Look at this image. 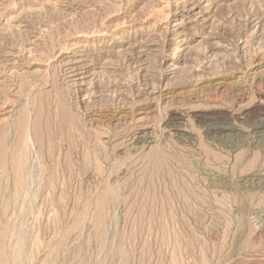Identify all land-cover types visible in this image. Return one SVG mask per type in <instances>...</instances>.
<instances>
[{
	"label": "rangeland",
	"instance_id": "obj_1",
	"mask_svg": "<svg viewBox=\"0 0 264 264\" xmlns=\"http://www.w3.org/2000/svg\"><path fill=\"white\" fill-rule=\"evenodd\" d=\"M262 119L264 0H0V264H264Z\"/></svg>",
	"mask_w": 264,
	"mask_h": 264
},
{
	"label": "bare ground",
	"instance_id": "obj_2",
	"mask_svg": "<svg viewBox=\"0 0 264 264\" xmlns=\"http://www.w3.org/2000/svg\"><path fill=\"white\" fill-rule=\"evenodd\" d=\"M248 111H249V110H248ZM247 113H248V112H247ZM64 117H65V116H64ZM260 117H261V116H260ZM260 117H258V118H260ZM172 118H173V117H172ZM240 118H241V117H240ZM262 118H263V117H262ZM173 119H174V118H173ZM245 119H246V118H245ZM262 120H263V119H262ZM170 121H171V120H170ZM259 121H260V120H259ZM259 121H258V122H259ZM263 121H264V120H263ZM177 122H178V121H177ZM260 122H261V121H260ZM71 123H72V122H71ZM171 123H172V122H171ZM263 123H264V122H263ZM179 124H180V123H179ZM258 124H259V123H258ZM176 125H177V124H176ZM227 125H229V124H227ZM262 125H263V124H262ZM171 126H172V125H171ZM231 126H232V125H231ZM256 126H257V125H256ZM172 127L174 128V126H172ZM172 127H171V128H172ZM177 127H179V125H178ZM180 127H181V126H180ZM218 127H219V126H218ZM221 127H222V125H221ZM249 127H250V126H249ZM249 127H248V128H249ZM230 128H232V127H230ZM175 129H176V128H175ZM234 129H235V128H234ZM258 129H259V128H258ZM179 130H180V129H179ZM227 130H228V129H227ZM212 131H213V130H212ZM261 131H262V130H261ZM213 132H214V131H213ZM223 132H224V131H223ZM223 132H222V133H223ZM211 133H212V132H211ZM222 133H221V134H222ZM231 133H232V132H231ZM231 133H230V134H231ZM256 133H258V132H256ZM259 133H260V132H259ZM120 134H121V133H120ZM176 134H177V133H176ZM213 134H214V133H213ZM219 134H220V133H219ZM252 134H254V130H253V133H252ZM177 135H178V134H177ZM226 135H228V134H226ZM231 135H232V134H231ZM234 135H235V134H234ZM259 135H260V134H259ZM123 136H124V135H123ZM215 136H216V133H215ZM219 136H220V135H219ZM228 136H229V135H228ZM238 136H240V135H238ZM216 137H217V136H216ZM220 137H221V138H224L223 136H220ZM232 137H233V136H232ZM262 137H264V135H262ZM218 138H219V137H218ZM228 138H229V137H228ZM235 138H236V137H235ZM239 138H240V137H239ZM115 139H116V138H115ZM219 139H220V138H219ZM225 139H226V138H225ZM225 139H224V140H225ZM236 139H237V138H236ZM262 139H263V138H262ZM227 140H229V139H227ZM260 140H261V139H260ZM263 141H264V140H262V142H263ZM225 142H226V141H225ZM248 197H249V196H248ZM249 199H250V198H249ZM222 250H223V249H222Z\"/></svg>",
	"mask_w": 264,
	"mask_h": 264
}]
</instances>
